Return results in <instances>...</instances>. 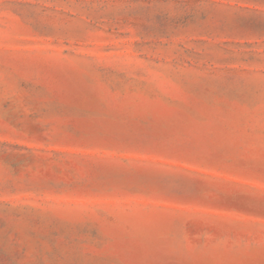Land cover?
Instances as JSON below:
<instances>
[{"label":"rangeland","instance_id":"rangeland-1","mask_svg":"<svg viewBox=\"0 0 264 264\" xmlns=\"http://www.w3.org/2000/svg\"><path fill=\"white\" fill-rule=\"evenodd\" d=\"M0 264H264V0H0Z\"/></svg>","mask_w":264,"mask_h":264}]
</instances>
